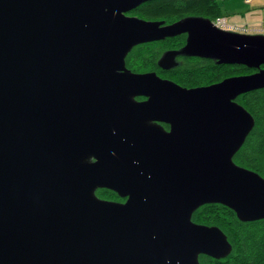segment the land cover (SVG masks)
I'll list each match as a JSON object with an SVG mask.
<instances>
[{
	"label": "water",
	"instance_id": "1",
	"mask_svg": "<svg viewBox=\"0 0 264 264\" xmlns=\"http://www.w3.org/2000/svg\"><path fill=\"white\" fill-rule=\"evenodd\" d=\"M145 1L0 0V264H200L232 250L192 220L201 205L264 219V177L233 161L255 125L236 98L264 88V34L125 15ZM183 32L160 65L255 71L185 88L126 67L135 45Z\"/></svg>",
	"mask_w": 264,
	"mask_h": 264
},
{
	"label": "trees",
	"instance_id": "2",
	"mask_svg": "<svg viewBox=\"0 0 264 264\" xmlns=\"http://www.w3.org/2000/svg\"><path fill=\"white\" fill-rule=\"evenodd\" d=\"M219 1L153 0L141 5L134 13L143 19L161 18L166 21H173L189 14L203 15L213 21L218 18L226 19ZM159 54L160 52L156 53L151 47H138L127 54L125 62L136 71L152 69L155 64L149 63L147 59L156 58ZM252 71L243 65L235 67L222 65L221 76L248 74ZM237 101L252 114L255 125L244 144L234 154L233 161L264 177V88L244 93L237 97ZM96 194L101 198L116 196L108 189H98ZM192 220L199 224L219 227L232 246L226 257L217 259L201 256L200 264H264V219L241 221L229 207L219 203H208L194 211Z\"/></svg>",
	"mask_w": 264,
	"mask_h": 264
},
{
	"label": "flooded vegetation",
	"instance_id": "3",
	"mask_svg": "<svg viewBox=\"0 0 264 264\" xmlns=\"http://www.w3.org/2000/svg\"><path fill=\"white\" fill-rule=\"evenodd\" d=\"M149 1H153V0H149ZM146 2H148V1H145V2L141 3L140 5L136 6L135 8H133L132 10L126 12L125 15L139 17L134 12H135V10L139 9L140 6ZM188 17H201V18L210 19L209 17L199 15V14H189V15L182 16L178 19H175L173 21H166V20L161 19V18H159V19H146V20L164 21V25H167V24H171L177 20L188 18ZM210 20L214 23V25H216L212 19H210ZM217 27L220 28L219 26H217ZM220 29H222V28H220ZM224 30L233 31L230 29H224ZM187 38H188V33L183 32V33L173 35V36H166L163 39L139 43V44L135 45L131 49V51L134 48H138V47H151L154 50H156V53L160 52L158 57H156V58L149 57L147 59L149 63H151V64L154 63L155 65H153L152 69L136 71V70H133L132 68H130L127 65V63L125 62L126 67L128 69H130L131 71L136 72V73L155 72L160 78L171 80V81H173V82L177 83L178 85L185 87V88H195V87L207 86V85L217 83V82L221 81L223 78L235 76V74H234V75H227L225 77H222L221 76V67H222V65H230L231 67H235L237 64H221V63L217 62V60H215V59L200 57V56H196V55L178 54L175 56V63L173 64V66H169V63H164L165 66H162L159 64V59L161 58V56L165 52H168L171 50L181 49L186 44ZM261 67L264 68V65H261ZM251 70H253L252 72L255 71L254 69H251ZM252 72H250V73H252ZM136 99L138 101H144L146 99V97L137 96ZM236 101H237V98H236ZM152 123L158 124L165 131H169L170 127H171V124L164 119H154V120H152ZM246 139H247V137H246ZM246 139H245V141H246ZM100 189H107V188H100ZM108 190H110V189H108ZM111 191L114 192L113 190H111ZM114 193L116 194V196H111L109 198H103V199L121 202V203L126 201V197H120L116 192H114ZM201 256H207V255H199V258ZM208 257H210V256H208Z\"/></svg>",
	"mask_w": 264,
	"mask_h": 264
},
{
	"label": "crops",
	"instance_id": "4",
	"mask_svg": "<svg viewBox=\"0 0 264 264\" xmlns=\"http://www.w3.org/2000/svg\"><path fill=\"white\" fill-rule=\"evenodd\" d=\"M243 1L246 2L245 5L248 7H246V10L241 13V17L239 13L241 12V7L244 4ZM261 3L262 2L260 0H229L228 3H225L226 10L223 16L226 17L229 23L236 25H239V16L241 19L243 18L245 20H256L259 25L260 23L264 24V13L262 12L264 10V6H259Z\"/></svg>",
	"mask_w": 264,
	"mask_h": 264
},
{
	"label": "built area",
	"instance_id": "5",
	"mask_svg": "<svg viewBox=\"0 0 264 264\" xmlns=\"http://www.w3.org/2000/svg\"><path fill=\"white\" fill-rule=\"evenodd\" d=\"M245 1H249V0H245ZM214 22L217 26H219L222 29H230V30L242 32V33H261V34H264V26L263 25H258V26L254 25V26H249L247 28V27H244L241 25L231 24L225 18H218Z\"/></svg>",
	"mask_w": 264,
	"mask_h": 264
},
{
	"label": "rangeland",
	"instance_id": "6",
	"mask_svg": "<svg viewBox=\"0 0 264 264\" xmlns=\"http://www.w3.org/2000/svg\"><path fill=\"white\" fill-rule=\"evenodd\" d=\"M262 3L259 5V6H264V0H260ZM220 2V6H221V10H222V12L225 14V10H226V8H225V3H228L229 2V0H220L219 1ZM243 6L241 7V12L239 13L240 14V16L242 15L241 13L242 12H244L245 10H246V7H248L247 5H245V3L246 2H244L243 1ZM259 9V8H258ZM263 13H264V10L262 11ZM239 16V18H238V24L239 25H241V26H244V27H249V26H254V25H256V24H259V23H257V21L256 20H245V19H241V17ZM254 22V23H253ZM261 24V23H260Z\"/></svg>",
	"mask_w": 264,
	"mask_h": 264
},
{
	"label": "clouds",
	"instance_id": "7",
	"mask_svg": "<svg viewBox=\"0 0 264 264\" xmlns=\"http://www.w3.org/2000/svg\"><path fill=\"white\" fill-rule=\"evenodd\" d=\"M237 32V31H236ZM246 34H253V33H246ZM261 34V33H260Z\"/></svg>",
	"mask_w": 264,
	"mask_h": 264
}]
</instances>
